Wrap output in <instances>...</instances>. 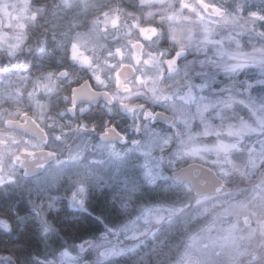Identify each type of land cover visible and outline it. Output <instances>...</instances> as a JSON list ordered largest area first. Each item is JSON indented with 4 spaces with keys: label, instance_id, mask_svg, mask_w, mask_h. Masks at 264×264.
<instances>
[{
    "label": "clouds",
    "instance_id": "obj_1",
    "mask_svg": "<svg viewBox=\"0 0 264 264\" xmlns=\"http://www.w3.org/2000/svg\"><path fill=\"white\" fill-rule=\"evenodd\" d=\"M0 264H264V0H0Z\"/></svg>",
    "mask_w": 264,
    "mask_h": 264
}]
</instances>
